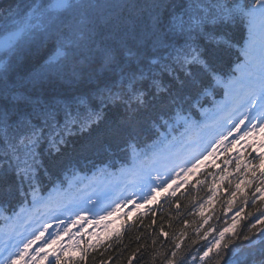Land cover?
Instances as JSON below:
<instances>
[{"label":"snow or ice","instance_id":"obj_1","mask_svg":"<svg viewBox=\"0 0 264 264\" xmlns=\"http://www.w3.org/2000/svg\"><path fill=\"white\" fill-rule=\"evenodd\" d=\"M202 96L212 98V108L199 103ZM193 148L198 151L186 155ZM249 149L256 152L252 159ZM261 149L264 0H13L0 7V214L11 213L5 218L14 224L40 223L50 212L78 208L68 221L52 217L66 224L62 232H49L44 220L27 236L8 234L0 264H79L68 253L78 249L84 260L96 247L84 240L85 224L107 232L113 213L175 193L218 152L224 167L209 173L214 185L231 175L232 163L242 174L228 180L235 189L224 213L249 200L253 211L240 206L200 249L199 261L264 264ZM85 170L92 172L86 185L79 178ZM121 182L139 189L143 204L128 197L96 211ZM242 186L255 192L237 201ZM242 215L251 220L238 234ZM176 256L173 250L165 264H175Z\"/></svg>","mask_w":264,"mask_h":264},{"label":"trees","instance_id":"obj_2","mask_svg":"<svg viewBox=\"0 0 264 264\" xmlns=\"http://www.w3.org/2000/svg\"><path fill=\"white\" fill-rule=\"evenodd\" d=\"M12 2L13 0H0V7H5ZM220 99H222V96L216 97L217 101ZM193 103H196V101H193ZM199 103L205 109L212 108L211 97L202 96L199 98ZM171 139L172 137L169 136V140ZM76 143L79 144L80 141L77 140ZM237 147L243 149V143ZM195 149H190L188 152L192 153ZM248 152L251 154L248 159H252L256 155L253 149H249ZM189 153H186V155ZM235 154L236 147H233L229 151V156L232 157ZM223 160L224 156L221 153L217 160L219 170H214L212 166L205 167L187 184L177 188L175 193H171V189H169L168 192L159 196L156 201L145 205L143 209L138 210L131 217L126 215L119 231L94 244L96 247L88 248L84 260H79V250L75 253H68V255L78 260L79 264H100L101 260L108 261V264H128V256L140 245H144V248L133 259V264H165L166 259L171 258L173 250L177 252V256L174 258L175 264H201L197 255L198 252L206 243L214 241L215 234L220 229L232 223L231 217L235 211L240 206L245 208V212L253 211V206L249 200L247 205L234 204L231 212L224 213L223 209L227 206L230 192L235 189L234 184L231 187L229 186L228 180L235 179L237 175L242 174L236 173L235 164L232 163L228 165V171L231 175L215 187L209 173L213 172L218 175L220 169L224 167ZM81 167H84V165L81 164ZM260 167L264 168V163H261ZM87 173H89L88 170H85L80 172L79 176ZM205 180H207V183H204ZM210 187L211 191L209 190ZM254 192L255 187L245 189L242 186V192L236 199L239 201L243 194L251 197ZM209 197H213V199L210 203H206ZM201 204H204L202 211L200 209ZM257 206L264 208V205H260L259 201H257ZM253 214L259 215L255 212ZM0 215L2 218L0 226H3L5 217L11 215V213L3 212ZM249 220H251V217L242 215L235 226V231L238 234H244L247 231ZM13 224L11 222L7 226L11 227ZM208 228L213 229V231L208 234L207 240L201 239ZM162 233H167V235ZM227 235L231 236L232 233ZM176 242L181 244V248L175 249ZM237 243L241 242L237 241ZM82 247H87V245ZM109 257H111L110 260ZM193 257H195V261ZM52 264H55L54 260ZM203 264H208V261L206 260Z\"/></svg>","mask_w":264,"mask_h":264},{"label":"rangeland","instance_id":"obj_3","mask_svg":"<svg viewBox=\"0 0 264 264\" xmlns=\"http://www.w3.org/2000/svg\"><path fill=\"white\" fill-rule=\"evenodd\" d=\"M262 151H264V149H262ZM89 173H87V174H85V175H80L79 176V178H81V179H83L84 180V184L86 185L88 182H89V180L91 179V177H92V172L91 171H88ZM221 184V182L219 183V185ZM181 185V184H180ZM219 185H215V187H217V186H219ZM93 199H95V197H93ZM106 201V199L105 200H103L102 202H101V204L99 205V207H98V209H101V208H104L105 207V205H104V202ZM79 207L80 208H86V209H90L92 206L90 205V204H83V203H80L79 204ZM76 211H78V208H74V209H72V210H70V211H68L67 213H66V216H65V218L66 219H62V220H64V221H67V219L71 216V217H73L74 218V213L76 212ZM97 211H99V210H97ZM131 211H132V209L131 210H129L128 211V214H130L131 213ZM89 213H90V211H86L84 214L85 215H87L88 216V218L90 219V220H93L94 218H91V217H94L95 216V213H91V217H89ZM70 214V215H69ZM100 214V213H99ZM115 214H118V213H113V215L112 216H110V217H108L107 218V222H108V224H109V228H108V231L106 232L102 227H94L92 224H85L84 225V227H83V231H84V234L86 235V237H87V239H89V240H92V241H96L97 242V240L100 238V237H103V236H105V235H107L108 233H110L111 231H114V230H117V228H119V225H120V218H118L117 216H114ZM83 223V222H82ZM58 226H63V225H58ZM64 226H66V224L64 225ZM80 228V225H76V226H74L73 228H72V231L73 232H77V230ZM49 232H52V230H50L49 229ZM89 233H91V235H89ZM48 235V233H45V235ZM46 235V236H47ZM0 239H2V238H0ZM61 240H62V242H63V244L66 246L67 245V243H69V239H68V237L67 236H61ZM85 240V239H84ZM86 241V240H85ZM40 242L38 241L37 242V245L39 244ZM83 244V243H82ZM37 245H33V247H36ZM57 247V245H52V248L54 249V248H56ZM74 251V250H73ZM50 258H51V255H50Z\"/></svg>","mask_w":264,"mask_h":264}]
</instances>
